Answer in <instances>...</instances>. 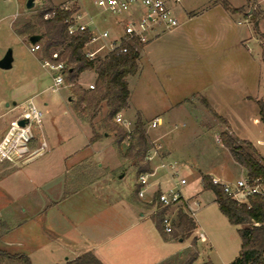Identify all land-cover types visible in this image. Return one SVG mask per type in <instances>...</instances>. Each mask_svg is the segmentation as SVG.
<instances>
[{
	"label": "crops",
	"instance_id": "obj_1",
	"mask_svg": "<svg viewBox=\"0 0 264 264\" xmlns=\"http://www.w3.org/2000/svg\"><path fill=\"white\" fill-rule=\"evenodd\" d=\"M169 2L173 7L181 5V2L177 3L175 0H169ZM229 3L231 7L238 9L231 2ZM74 5L84 15L83 22L89 24L90 28H92L91 26L102 25L104 30L120 31L115 17L101 12L97 7H91L86 2H76ZM214 6L215 8L221 6L222 10L220 9V12H223V5L220 2H215ZM33 14L30 15L33 16ZM188 14L190 19L194 18V13ZM222 14L220 16L221 24H223ZM30 20L26 16L20 23L16 26L14 25L15 29L13 31L22 41L23 38L16 33V30ZM221 26L223 27V25ZM93 30L100 32L96 29ZM170 31L171 33L179 32L177 29ZM165 32L159 34L141 50L137 74H141V57L144 52H149L147 46L152 43L155 44ZM183 32L184 30L181 31V35H184ZM149 54L153 58L159 55L158 51L153 52V54L149 52ZM188 56V49H184L180 58L191 63V65L195 63L194 66H196L193 55ZM37 58L38 60L43 58V54L40 51H38ZM210 58L211 56L209 55ZM205 61H207V64H211L210 61ZM155 65H157L156 62L152 61V68ZM28 66H25L27 70H29ZM200 68L204 71L200 70L199 75L205 76L207 74L206 76H208L210 82L208 85L209 90H207L208 94L205 91L198 94L202 93L204 95L202 99L208 105L206 103L203 107L195 105L197 115H192L193 108L190 109V105L185 104L186 101H189L188 98H185L169 106L166 110L165 107H160L157 110L158 112L150 118V121H152L156 117H161L162 125L167 121L180 122L185 118L190 124V130L182 132L178 137H169L168 132L164 130L155 132L147 130L153 147L156 144L161 147L156 152H152L153 158L150 160V165L153 173L149 176V183L145 186L143 197L139 196L140 185L137 180L135 181L136 200H133L130 194L120 192L119 183L116 180V177L122 173L125 167L123 163L133 166L134 164L124 158L121 151L118 153L120 160L115 164H109L111 156L109 152L106 153L108 147L105 144L110 133L105 132L97 140H91L93 138L92 128L89 123L77 116L75 112L77 97L73 93L72 86L67 81H65V85L61 90L53 91L51 88L53 80L48 84L46 82L47 78L45 79L42 74L32 73L28 80L23 78L14 79L12 93L10 94L11 100H9L6 92L0 95V120L2 122L0 123V140L8 129L18 121L19 117L26 112V103L32 100L43 111L45 118L42 126L39 127V137L35 133L31 147L37 148L42 141H45L47 148L41 156L25 163H17L12 159H1L0 180L5 170L11 165L21 167L29 165L35 160H42L45 163L43 172H45L47 178L40 182L36 188L32 175L29 181L31 182L32 180L34 190H43L47 198L41 202L28 201L27 206L33 213L21 218H17L13 215V212H4L0 209V234L1 232L14 234L10 238H6V240L0 239V251L13 252V249H16L20 253H26L33 264H36L33 256L36 257L42 252L46 256L50 255L53 257L52 260L55 264H63L86 252H92L103 264H162L177 255L180 258L179 262H185L188 258V251L192 247L193 239L196 238L198 245L201 240L209 236L207 229L198 221L199 216L201 215L202 217L212 211L213 216L211 219L214 223H219L221 227L223 226V213L216 201L215 194L214 202L218 207V211L213 209V207L210 208L209 206L211 205L202 202L200 196L205 189L197 185L187 193L188 196L196 197L200 201V207L193 217L196 223L194 233L191 237L166 240L158 230L154 220V215L161 207L155 196L157 192L169 189L173 185V178L171 175L168 177L166 170L162 171L160 175H158L157 170L166 168L171 170L172 174L175 172L180 173L176 162L166 164L165 161H171L175 155L184 158L190 156L191 147L189 144H191V140L189 137L192 133L195 134L191 131H194V128H208L206 122L201 120L198 112L204 114L205 110L203 108H205L214 114L217 121L223 122L224 118L227 121L226 129H229L230 134L235 132L240 136L241 140L252 142L258 152L264 157V139L255 140L253 138L251 130L247 126L248 116L243 118L241 115L229 117L220 113L224 104L232 106L230 101L226 100L223 83H220L223 81V73L215 72L217 69L214 71L210 65L205 66V64H202ZM136 75L128 77L129 88L130 78ZM96 77L97 74L94 70H87L81 73L78 82L82 87L89 89L90 84H95ZM248 89L246 87L242 95L244 104L248 107L247 111L250 110L252 112L249 115L250 118L252 116L253 122L262 124L264 132V124L260 119L257 105V101L264 96V93H260L259 86L256 87V90L251 88L254 94L249 92ZM191 106L193 107V105ZM61 108L62 111L60 112ZM137 111L143 119L142 112L138 109ZM230 111L237 112L238 110L232 108ZM161 112L165 113L164 117L160 116L159 113ZM58 114L59 117L57 119L56 116ZM134 114L135 112L129 102L128 108L120 116L124 121L131 124V121H136L133 118ZM62 116H65L66 120L62 119ZM55 119H57V124H60L63 129L66 128L65 132L71 131L66 133L67 135L64 139L58 140L49 132V126L53 124ZM215 124L220 129V132L224 131L219 126V122L211 121L209 125L215 127ZM217 140L219 142L218 137ZM118 141L119 137L117 136L116 141H114L116 145H119ZM127 144L128 141L125 140L123 145L126 146ZM226 150L228 149L226 148ZM232 160L236 166L241 168L233 158ZM181 166L182 168L185 166L183 162H181ZM134 168L137 169L135 166ZM115 174L117 175L116 177ZM124 175L123 173L120 177ZM212 176L229 181L222 176ZM150 177H153V179L151 180ZM200 181L202 182V178ZM37 208H40V210L36 211ZM172 213L176 215L175 209L172 210ZM41 214L44 215V226L36 218L41 216ZM29 219L33 221L29 222V226L25 227V222L29 221ZM18 252L11 254H20ZM206 261L211 260L200 262L198 255L194 264H202Z\"/></svg>",
	"mask_w": 264,
	"mask_h": 264
},
{
	"label": "rangeland",
	"instance_id": "obj_2",
	"mask_svg": "<svg viewBox=\"0 0 264 264\" xmlns=\"http://www.w3.org/2000/svg\"><path fill=\"white\" fill-rule=\"evenodd\" d=\"M27 1L0 0V59L8 50H11L14 60L11 68H0V95L6 92L9 100H11L10 94L12 93L14 79L23 78L28 80L31 74L34 73L38 75L42 74L45 79L47 78L46 82L48 84L52 82V76L48 68L43 67L37 58L38 51L32 52L30 50V47L33 45L30 39L23 37L22 41L13 31L14 27L22 19L26 18V16L27 19H33L34 15L38 13L37 11L46 6V0H36V6L29 10L26 6ZM227 1L238 7L239 10L231 12L223 7V12H220L222 8L221 6L215 8V0H181V5L174 6L175 14L180 22V25L175 29L179 32L171 33V31H167L162 34L155 44L152 43L147 46L151 54L158 51L159 55L153 58L149 52H144V55L140 59L141 74L130 78L132 96L129 99L130 106L135 112L133 115L134 120L137 119L138 109L142 112L144 122L146 123V130H150V132L164 130L168 132L169 137H178L182 132L190 130V124L185 118L180 122L167 121L164 125L157 128L150 126V118L158 112L157 110L160 107H165L166 110L169 106L185 98L189 100L185 104L190 105V109L193 108L191 114L197 115V108L194 106H205V101L202 99L204 95L198 93L202 91L207 93V90H209L208 85L210 81L208 76H206L207 74L205 76L199 75L200 70L204 71L200 66L205 64V66L210 65L214 71L217 69L215 72L223 73V81L220 83H223L226 100L230 101L232 106L224 104L220 113L229 117L241 115L243 118L248 116L247 126L251 130L253 138L255 140L264 139L262 124H256L253 122L252 116L250 118L249 115L252 112L250 110L247 111L248 107L244 104L242 96L246 87L249 88V92L254 94L251 88H255L256 90V87L259 86L260 93H264V19L261 18L260 14L252 18L247 16L246 11L249 8V0ZM51 2L56 6L67 2H86L91 7L96 8L94 0H51ZM191 12L194 13V18L192 19H190L188 14ZM219 12L223 13V24L220 23L221 14ZM32 13H34L33 16L30 15ZM91 27L100 32L104 30L102 25ZM183 30L184 35H181V31ZM184 49H188L189 56L193 55L197 67L194 66L195 63L191 65V63L180 58ZM40 53L42 54V51ZM209 55L211 56L210 59ZM205 60L210 61L211 64H207ZM152 61H155L157 64L154 68H152ZM26 65H29V70L26 69ZM232 108L238 111H230ZM203 109L205 110L204 114L198 112V115L202 121L206 122L208 128H194V131H191L195 134L192 133L189 137L191 140V144H189L191 147L190 156L184 158L175 155L171 161H165L166 164L174 162L178 164L180 170L178 176H175L171 170L166 168L157 170L158 175L166 170L168 177L171 175L173 178V185L177 182L178 178L185 177L187 183L180 186L185 195L197 185L203 187L200 181L202 174L222 176L229 181H234L240 176L241 172V168L233 163L230 153L222 144L220 129L216 127V124L214 125L215 127L209 125L211 121L215 123L219 122V126L223 130L229 131V129H226L227 124L224 121H217L213 113L207 111L205 108ZM61 111L62 108L60 109ZM159 114L162 117L165 116V113L161 112ZM106 115L107 110L104 108L94 120L100 136H103L105 133L101 121ZM56 117L58 119L59 114ZM62 119H65V116H62ZM54 121L49 126V132L58 140L64 139L67 135L66 133L71 131L65 132L66 128L63 129L60 124H57V121ZM85 122L88 123V121ZM134 122L131 121V124L128 125V128L131 130ZM0 123H2L1 120ZM34 132L39 137V127H35ZM114 134L116 133L110 132L105 144L108 147L106 153L109 152L111 156L109 160L110 165L120 160L118 153L121 151V148L114 142L117 137ZM231 135L239 141H243L235 132ZM217 137L219 138V142ZM181 162L185 165L183 168ZM123 164L125 167L122 173L118 177H116L117 173L115 174L116 180L119 183V190L122 193L130 194L133 200H136L135 181L138 180L137 169L131 164ZM44 166V161L35 160V162L29 165L21 167L11 165V167L5 170L0 180V209L2 211L13 212V215L17 218L29 216L33 211L27 206L28 201L41 202L47 198L43 190H34L32 185V180L36 188L40 182L47 178L45 172H43ZM123 173L125 175L120 177ZM31 175L33 178L30 182L29 178ZM150 179L152 180L153 177H150ZM200 199L203 203L211 205L209 206L210 208L213 207V209L218 211L212 190L205 189L202 191ZM37 210H40V208H37ZM212 216V211H210L208 214L202 217L200 215L198 218L200 224L209 232L208 238H204L197 245L199 261L211 260L213 264H229L239 254L241 249V238L238 227L232 225L224 214L223 226L220 227L219 223L213 222ZM36 218L44 226V215L41 214V216ZM31 221L33 220L29 219V221L25 222V227L29 226V222ZM12 235L14 234L1 232L0 239L6 240V238H10ZM17 252L16 249H13V252L10 253ZM43 253H40L36 257L33 256L36 264H55L52 260L53 257L50 255L46 256ZM54 257L56 256L54 255ZM4 263L16 264L8 261H4Z\"/></svg>",
	"mask_w": 264,
	"mask_h": 264
},
{
	"label": "trees",
	"instance_id": "obj_3",
	"mask_svg": "<svg viewBox=\"0 0 264 264\" xmlns=\"http://www.w3.org/2000/svg\"><path fill=\"white\" fill-rule=\"evenodd\" d=\"M215 2H220L228 11L239 10L231 7L227 0H215ZM76 11L78 8L75 5L70 9H64L60 5L52 4L51 0H46V6L38 11L33 19L19 27L16 33L22 38H30L35 34L41 35V40L38 43L42 45V59L65 63L66 81L72 86L73 93L77 97L75 112L79 118L90 124L93 131L91 140L95 141L100 136L94 120L106 108L107 115L101 121L105 132L116 133V136L119 137L118 143L123 157L134 164L138 176L142 173H152L150 161L146 157L153 144L142 117L138 114L130 131L117 121V117L129 106L131 92L128 77L136 75L139 71V58L144 45L128 44L126 52L116 50L104 57L89 59L85 54V46L91 39L90 31L72 36L67 33L68 25ZM47 13L52 15L46 18ZM54 52H58L56 59L52 57ZM87 70H94L97 74L93 89H86L78 82L81 73ZM205 103L208 105L206 101ZM257 105L260 119L264 124V96L257 101ZM223 121L227 124L225 119ZM220 137L222 144L229 150L234 161L242 166L250 177L261 176L264 178V157L252 142L249 140L239 141L228 130L222 131ZM125 140L128 141L126 146L123 145ZM202 181L204 189L214 192L219 208L228 221L232 225L238 226L241 249L239 255L229 264H264V197H250V207L245 204L240 205L220 185L214 184L210 175H203ZM159 192L155 196L158 203ZM167 212V207H160L154 215L156 226L163 237L166 240L191 237L196 229V223L194 218L182 209L177 213L172 233L164 232L162 218ZM198 255L197 240L194 238L185 262H179L180 258L177 255L162 264H194ZM4 261L16 264H33L26 254L0 251V264H5ZM63 264L103 263L92 252H86ZM202 264L213 263L206 261Z\"/></svg>",
	"mask_w": 264,
	"mask_h": 264
},
{
	"label": "built area",
	"instance_id": "obj_4",
	"mask_svg": "<svg viewBox=\"0 0 264 264\" xmlns=\"http://www.w3.org/2000/svg\"><path fill=\"white\" fill-rule=\"evenodd\" d=\"M175 2L180 3L181 0H175ZM94 5L101 12L115 17L120 31L112 32L106 29L102 32H96L90 28L89 24L83 22L84 15L79 10L76 11L68 25L67 33L72 36L80 32L90 31L91 39L85 46V54L89 59L104 57L116 50L126 52L128 44L137 43L145 46L159 34L173 30L180 24L169 0H94ZM60 6L64 9H70L74 3L67 2ZM246 14L251 18L260 14L261 18L264 19V0H249V8ZM51 15V13H47L46 18ZM30 50L32 52L41 51L42 45L35 43L30 47ZM52 57L58 58V52H54ZM39 61L51 73L52 90L59 91L66 81L65 63L47 59H40ZM94 87L95 84L89 85L90 89ZM43 117V111L32 100H29L26 103V112L19 117L18 121L8 129L0 140V160L12 159L17 163H25L41 156L47 148L46 142L42 141L37 148L31 147V142L35 138L34 128L40 127ZM21 119L26 121L23 126L19 124ZM117 121L125 126L128 131L131 130L128 128L130 123L124 121L120 115L117 117ZM160 125H162L161 117H156L150 122V126L153 128ZM160 147L157 144L152 147L146 159L150 161L153 158L152 152H156ZM240 167V176L234 181H226L214 176L211 178L214 184L220 185L240 205L245 204L250 207V197H264V178L261 176L250 177L246 170L242 166ZM152 173H142L138 176L137 181L140 185L138 194L140 197L144 196L145 186L149 183V176ZM173 174L178 176V172ZM186 183L187 179L181 177L169 189L159 192L161 208H168V212L162 218V226L167 234L172 233L180 209L194 217L200 207L198 198L185 195L182 192L180 186ZM173 209H175L176 215H173Z\"/></svg>",
	"mask_w": 264,
	"mask_h": 264
},
{
	"label": "water",
	"instance_id": "obj_5",
	"mask_svg": "<svg viewBox=\"0 0 264 264\" xmlns=\"http://www.w3.org/2000/svg\"><path fill=\"white\" fill-rule=\"evenodd\" d=\"M26 6L27 9L29 10L33 9L36 6V0H28ZM29 39L33 44H35L41 40V35L35 34L32 35ZM12 64H13L12 51L8 50V52L4 55V57L0 59V68L9 69L12 67ZM25 122L26 121L24 119H21L19 121V124L23 126L25 125Z\"/></svg>",
	"mask_w": 264,
	"mask_h": 264
}]
</instances>
